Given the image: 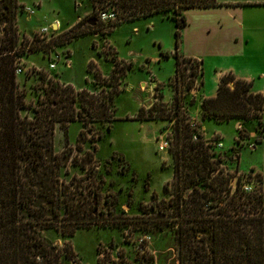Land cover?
<instances>
[{
  "label": "trees",
  "instance_id": "1",
  "mask_svg": "<svg viewBox=\"0 0 264 264\" xmlns=\"http://www.w3.org/2000/svg\"><path fill=\"white\" fill-rule=\"evenodd\" d=\"M90 1L93 15L106 12L113 18L105 22L96 19L94 25L86 27L89 33L102 31L111 35L118 25L155 15L170 19L175 27L173 53H160L162 58L171 56L175 61L174 76L169 79L173 106L164 115L167 108L159 99L148 109L140 108L134 118L139 122L173 121L168 139L173 176L164 186L165 192H172L167 201H158L152 195L151 205L140 204L141 217L134 222L145 228L151 225L152 231L169 230L179 264H264V192L260 174L259 188L245 192L241 174L237 176L222 167L221 156L212 150L203 134L191 128L184 111L187 94L194 87L200 89L204 74L202 60L186 58L179 52L180 30L187 24L184 10L223 4L218 0ZM21 2L0 0V264H80L68 245L60 248L41 234L42 230L55 229L70 237L87 223L99 225L95 221L98 213L94 212L98 201L88 199L89 207L85 209L55 183L57 173H53V165L59 166L62 159L69 158L55 154V124L59 123L66 135L68 124L77 121L88 130L95 122L117 121L114 98L119 95L121 80L134 64L119 59L115 51L106 59L113 65L106 77L90 60L86 72L93 76V83L99 88L96 91L84 87L77 90L60 79L45 81L44 75L36 105L25 103V91L19 89L15 74L18 58L39 53L45 59L44 55L53 52L56 44L55 40L44 42L35 34L31 41L22 36L16 25L17 17L23 13ZM81 22L62 35L67 43L88 34L79 31ZM95 46L93 43L92 49ZM87 82L86 78L84 84ZM252 85L232 73L225 74L216 95L203 98L200 104L203 122H243L241 129H236L235 143L239 147L245 139L253 140V146L261 143L264 134V94L253 92ZM21 110L34 115L21 116ZM255 122L258 130L256 124L253 129L247 128ZM251 132L254 136H250ZM258 132L260 138H256ZM81 137L84 142V132ZM112 221L114 227L125 229L130 219L118 215ZM110 262L119 264L113 259Z\"/></svg>",
  "mask_w": 264,
  "mask_h": 264
},
{
  "label": "rangeland",
  "instance_id": "2",
  "mask_svg": "<svg viewBox=\"0 0 264 264\" xmlns=\"http://www.w3.org/2000/svg\"><path fill=\"white\" fill-rule=\"evenodd\" d=\"M21 1L36 10L30 18L25 13L17 17L16 25L22 36L30 39L42 27L59 21L60 28L56 30L53 53L71 61V67H67L64 60H60L56 71H47V59L43 55L37 53L23 56L21 63L26 72L17 75V82L19 89L25 91V103L36 105L38 92L44 86L41 81L44 75L45 81L60 79L77 90L84 87L96 91L99 88L94 85L93 76L86 72L90 60L95 61L97 70L106 77L113 67L106 59L115 51L119 59L134 64L121 80L119 95L114 98L117 121L92 123L91 130L77 121L68 124L66 135L60 124H55V154L69 157L66 161L62 159L59 166L57 163L53 165V173H57L55 183L66 191L70 200L75 204L82 203L85 209L89 207L88 199L90 202L98 201V208L94 212L98 213L95 221L99 225L87 223L70 237L63 236L55 229H45L41 231L42 236L60 248L68 245L80 264H97L98 261L100 264H111L112 259L119 264H179L175 242L169 230L156 228L152 231L151 225L146 226V229L144 225L134 222L141 217L140 204L147 207L151 205L152 195H156L158 201H167L172 192H165L164 186L172 181L173 161L169 151L160 152L158 146L161 140L171 138L173 121L139 122L134 118L140 108L148 109L159 99V103L167 108L164 115L173 106L174 94L169 86V79L174 76L175 61L171 56L162 58L160 53L170 54L174 51V22L155 15L118 25L111 35L103 34L102 31L89 33L86 27L92 19L96 21L98 16L93 15L90 0ZM226 2H237L236 4L243 6L249 25H253V28L244 32L250 39L245 48L251 63L220 58L216 64L221 68L232 64L260 76L264 72V8L245 7V4L263 6L264 0ZM224 13H206V19L213 25V29ZM192 15L196 18L197 13L193 12ZM79 21H82L79 31L88 34H81L79 38L67 43L62 35ZM213 29L210 34L205 32L199 39L203 51L208 52V41H212L215 34ZM93 43L96 45L95 49H92ZM188 46L193 47V44L189 43ZM201 57L207 60L205 64L203 59L204 71H213L215 58L207 53L201 54ZM156 58L157 62H151ZM153 76L160 83L151 88L156 80ZM86 78L89 83L85 85ZM196 90L197 88H192L184 100V111L189 120L195 119L198 111L195 104ZM191 101L193 105L190 104ZM20 114L29 118L34 115L33 112L24 110ZM242 124L243 122L234 121L220 124L205 122L204 131L208 137L215 132L220 133L223 148L212 146V150L221 156L222 167L229 173H237V176L252 169L260 170L264 191V140L262 144L253 146V140L245 139L239 147L235 143L236 129H241ZM255 124L258 130L257 122L249 123L247 128L253 129ZM83 132L86 135L84 142L81 137ZM203 136L207 142L213 139V136ZM260 137L261 132H258L256 138ZM118 215L130 219L127 228L114 227L112 217Z\"/></svg>",
  "mask_w": 264,
  "mask_h": 264
},
{
  "label": "crops",
  "instance_id": "3",
  "mask_svg": "<svg viewBox=\"0 0 264 264\" xmlns=\"http://www.w3.org/2000/svg\"><path fill=\"white\" fill-rule=\"evenodd\" d=\"M219 1V0H218ZM227 1V0H226ZM226 1H219V3L223 4L220 7H210V8H191L184 10V14L187 20V24L180 30V54L186 58H193L196 60L204 59L205 64L207 60L201 57V54L207 53L212 55L213 59L215 58V66L213 71L207 72L204 71V63L203 67V83L200 89L196 90V102L195 104L198 107V111L195 115V120L200 124L204 129V123L201 121L200 117V104L203 98H212L217 93V87L219 85V81L221 77L225 74L232 73L239 79L252 82V91L255 93L264 94V72L261 73L260 76H256L255 73L250 72L249 69H241L233 66L232 64L226 65L224 68L219 67L216 64L220 58H225L229 60L239 59L246 62L251 63L250 56L247 55L245 45L250 42V39L245 35V30L253 28V25H249L248 17L244 14V7L241 5L233 3H229ZM245 7H263L264 5H254L250 6L249 4H245ZM213 11H224V15L220 17L218 20V24L214 26L206 19L207 12ZM193 12H196V18L192 15ZM246 18V19H245ZM59 22V21H58ZM247 23V24H246ZM248 25V26H246ZM52 26L55 27L54 23ZM209 29V30H208ZM214 30V38L212 41H208L209 49L208 52L206 50L203 51L201 48V44L199 43V39L206 32V34H210L211 30ZM193 41V42H191ZM210 42V43H209ZM189 43L193 44V47L188 46ZM264 47V45H262ZM217 60V61H216ZM157 62V58L151 60V62ZM213 67V66H212ZM144 68V67H143ZM155 78V76H153ZM156 79V78H155ZM62 82V80H61ZM156 83H160L159 80H155L151 84V88L156 85ZM142 83H140L141 85ZM150 105V104H149ZM148 105V107H149ZM216 134H220L215 132ZM214 133V134H215ZM204 135L206 138H210L211 136H206L205 131ZM213 135V134H212ZM254 132L250 133V136H253ZM264 134L261 138V143H263ZM255 148V147H254ZM255 170V169H253ZM258 174L262 175L260 170H255ZM263 177V176H262ZM263 184V182H262ZM264 192V191H263Z\"/></svg>",
  "mask_w": 264,
  "mask_h": 264
},
{
  "label": "built area",
  "instance_id": "4",
  "mask_svg": "<svg viewBox=\"0 0 264 264\" xmlns=\"http://www.w3.org/2000/svg\"><path fill=\"white\" fill-rule=\"evenodd\" d=\"M21 5H23L21 8L22 12L25 13L29 18L35 14L36 10L33 6L23 4L22 2H21ZM97 15H98L97 19L103 22L113 18V15H110L106 12H101ZM57 24L60 28V23L57 22ZM57 29L58 28L56 27L54 28L51 24L50 26L42 27L38 32L35 33V35L44 42L53 43V40L57 36V33H56ZM32 38H33V35L28 40L31 41ZM44 56L46 57L47 61L50 62L47 67V71L57 70V66H58L57 64L60 60H64L65 65L67 67H71V61L67 57L64 58L60 55L54 54L53 52H51L49 55H44ZM25 72H26V69L22 67L21 58H18L17 63H16L15 74L17 76L19 74H24ZM198 124L199 123L195 119L190 120L191 128L194 129L196 133H201L204 135V129H202V127H200L201 125L199 126ZM212 136H213V139L210 142L211 146L215 148H219V149L223 148V142L221 141V135L215 133ZM193 139L196 140L197 136L195 135ZM168 148H169V140L168 139L161 140L158 146V151L165 152V151H168ZM240 174L242 178V188L245 192L251 193L255 189L259 188L260 182L257 178L258 173L255 170L249 171L247 173H240Z\"/></svg>",
  "mask_w": 264,
  "mask_h": 264
},
{
  "label": "water",
  "instance_id": "5",
  "mask_svg": "<svg viewBox=\"0 0 264 264\" xmlns=\"http://www.w3.org/2000/svg\"><path fill=\"white\" fill-rule=\"evenodd\" d=\"M89 23H90V25H94V23H95V20H94V19H92V20H91ZM54 28H55V27H54ZM236 181H237V180H235V183H236Z\"/></svg>",
  "mask_w": 264,
  "mask_h": 264
},
{
  "label": "bare ground",
  "instance_id": "6",
  "mask_svg": "<svg viewBox=\"0 0 264 264\" xmlns=\"http://www.w3.org/2000/svg\"><path fill=\"white\" fill-rule=\"evenodd\" d=\"M57 22H58V21H55V22H54V25H55L57 28H59Z\"/></svg>",
  "mask_w": 264,
  "mask_h": 264
}]
</instances>
